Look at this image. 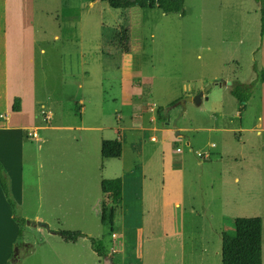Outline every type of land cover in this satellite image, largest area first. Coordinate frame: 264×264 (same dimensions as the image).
<instances>
[{
  "label": "rangeland",
  "instance_id": "374dc122",
  "mask_svg": "<svg viewBox=\"0 0 264 264\" xmlns=\"http://www.w3.org/2000/svg\"><path fill=\"white\" fill-rule=\"evenodd\" d=\"M27 1L0 0V41L6 28L10 49L18 41L19 12ZM32 10L35 125L45 128H38L40 141L27 145L32 152L25 153L24 188L34 189V201L18 209L26 224L9 258L13 264H221L222 234H233L234 219L254 217L262 221L264 264V134L246 132L239 138L238 132H227L240 120L231 117L240 103L228 90L233 84H250L256 74L258 3L184 0L183 15H164L137 6L116 10L102 0H32ZM127 81L133 84L131 105L143 116L144 127L159 116L189 128V147L186 138L174 141L172 134L174 143L163 145L157 133L135 129L125 103ZM14 84L13 79L10 88ZM202 90L207 98L199 104L184 101L186 94ZM3 103L0 99V111ZM213 115L222 130L193 131L213 125ZM118 136L126 166L139 153L164 147L165 153L172 150L181 157L183 172L172 187L161 186L163 178L153 176L155 188L146 185L138 169L126 173L130 183L124 180V202L114 227L118 239H112L100 223L101 192L93 179L109 174L98 161L91 164L100 158V141ZM26 137L24 131H0V138ZM136 139L146 151L131 150ZM195 150L210 156L198 157ZM59 182L66 183L59 194L65 200L49 199V186ZM33 215L50 231L86 237L66 242L28 225L24 217L31 223ZM89 238L104 257L91 250Z\"/></svg>",
  "mask_w": 264,
  "mask_h": 264
},
{
  "label": "crops",
  "instance_id": "0c3cea01",
  "mask_svg": "<svg viewBox=\"0 0 264 264\" xmlns=\"http://www.w3.org/2000/svg\"><path fill=\"white\" fill-rule=\"evenodd\" d=\"M25 6V5H24ZM27 6H30V9H27ZM6 9H4L3 13L5 14ZM32 0L27 1L26 8H22L19 12L20 19L18 20L17 27V38L18 41L13 45V49H10L11 44L9 43V31L4 28L3 29V43L0 41V49H3L2 56L5 58V68L3 69V83L4 90L1 93L0 99L4 101L2 104V109L0 111V131L3 132H18L24 131L27 132L26 141L29 140L30 143L25 145L24 140L15 139V138H0V164L4 169V173L7 179V183L10 189L11 196L15 201L18 209L23 205L26 201H34V189H26L24 183V168H25V153L32 152L30 147H33L34 140L40 141L39 136L37 135L38 128L45 127H37L35 125L36 112L34 109V95H35V87H34V41H33V27L31 25L32 21ZM1 34V33H0ZM11 51V52H10ZM42 52V51H41ZM14 58L11 60L10 57ZM256 59V67L258 70H264V34L261 37V46L260 50L256 52L254 56V60ZM258 60V61H257ZM15 64V68L13 64ZM14 70V71H13ZM5 71V72H4ZM253 73H255L253 71ZM13 75V76H12ZM256 78V74H254V79ZM15 80V84L10 88V82ZM129 82V81H127ZM239 82V81H238ZM251 83V82H250ZM232 84V83H231ZM128 89L126 92V104L130 106L129 108V119L131 124L139 130L143 132H152L157 133L161 140L160 144H166L178 140H182L186 138V146L189 147L190 139L187 138L186 133L192 131L189 128L182 127L179 124H171L169 121H161L159 120V116L157 118H149L148 122L151 124L149 127H144L143 116L138 115L135 110V107L131 105V101L133 95H130V92L133 91L132 83L129 82ZM226 85V84H225ZM240 85H243L240 83ZM249 85V84H248ZM141 87V86H140ZM219 97H220V106H219V115H223V104H224V91L221 86L218 88ZM229 91V90H228ZM202 96L200 98L199 103L207 98L206 91H201ZM197 93H189L186 94V97H192ZM230 94V92H229ZM231 95V94H230ZM232 96V95H231ZM182 98V96L180 97ZM189 102V101H187ZM229 102V99H228ZM198 103V104H199ZM139 107V106H138ZM165 107V106H164ZM221 110V111H220ZM51 115L52 113L49 112ZM128 113V114H129ZM214 114V112L212 113ZM53 116V115H52ZM131 117V118H130ZM232 118H239V123L236 127L228 129L227 132H238L241 138L244 133L249 132L260 135L264 134V81L260 83L253 95L249 98V100L244 104V108L237 107V111L232 113ZM213 125H207L205 127H197L193 129L196 132H216L222 129L216 127L217 120L216 118H212ZM59 128V127H52ZM87 130L99 129L87 127ZM100 130V129H99ZM31 132L36 134V138L31 136ZM30 134V135H29ZM174 134V138H170V136ZM150 140H156L154 136H150ZM106 140L100 141L101 142ZM110 141V140H108ZM113 141L120 142L119 139H115ZM32 143V144H31ZM29 145V146H27ZM211 148H215L214 144H211ZM137 149V150H136ZM146 151L144 144L141 143V140L136 139L133 143L131 150L139 152ZM191 151V149L189 148ZM198 157H203L204 159L209 158L210 155H202L198 150L194 151ZM123 146L121 145V155L117 159H106L102 158L100 153V158H94L92 160L91 166H94L97 163L101 166L102 171H107L109 175L104 177L103 174L99 176H94L93 179L96 181L97 186L103 180H112V179H120L121 180V203L124 202V180L126 179V173L132 174L136 169L143 176V181L147 180V186H153L155 188V183L157 180L152 178L153 176H160L162 179L161 186L172 187L174 184L178 185L179 177L182 176V161L181 157L177 156L174 151L169 150L165 153L164 147L154 148L151 153L148 155L140 154L139 157L131 159V163L126 166L124 164L123 157ZM134 153V152H133ZM34 157L30 158V165L34 167L33 162ZM117 162L118 166L116 165ZM104 165V166H103ZM107 166V167H106ZM103 167V168H102ZM86 169L84 172H86ZM109 171V172H108ZM101 172V173H104ZM119 172V173H118ZM85 174H83V177ZM127 180V179H126ZM237 181V179H235ZM60 184H53V186H49L48 197L49 199H58L59 194L64 192L65 182H59ZM130 183V179L127 180V184ZM182 187V185H179ZM96 189V188H95ZM84 192L85 188H84ZM101 192V189H100ZM101 194V193H100ZM65 200L66 197H60ZM100 199H97L99 202ZM100 209H101V201H100ZM34 216V215H33ZM28 220V225L30 224L31 219ZM32 220L35 223H40V218L38 216L32 217ZM45 224V223H44ZM47 226V225H46ZM35 229H41L38 227H34ZM45 229V228H44ZM48 234L50 235H58L57 232L61 231H50L47 226ZM18 232V227L13 221L12 210L9 204L6 202L1 189H0V264H6L9 260L10 256L13 253V247L16 241ZM112 239H118V236L114 233L111 237Z\"/></svg>",
  "mask_w": 264,
  "mask_h": 264
},
{
  "label": "trees",
  "instance_id": "16d2710c",
  "mask_svg": "<svg viewBox=\"0 0 264 264\" xmlns=\"http://www.w3.org/2000/svg\"><path fill=\"white\" fill-rule=\"evenodd\" d=\"M110 8L127 10L132 7L157 9L164 15L184 14V0H102ZM259 5L260 36L264 34V0H255ZM124 50H127L125 47ZM256 78L249 85L233 84L230 94L240 103L241 109L249 100L252 91L264 81V70H258L253 66ZM258 73V74H257ZM161 110L157 113L160 114ZM100 155L106 159H117L121 155V145L117 141H102ZM0 189L12 210L13 221L18 227L16 244L22 240L23 227L26 222L18 215V207L13 200L4 169L0 164ZM101 189L100 223L111 234L120 218L121 213V180H103ZM233 234L223 233L221 236V264H262V221L259 217L236 218L233 221ZM58 236L66 242H76L79 238L86 237L80 232H57ZM91 250L99 257L104 255L98 250L94 238H89ZM13 254V253H12ZM13 259V256H11ZM9 259L6 264H13Z\"/></svg>",
  "mask_w": 264,
  "mask_h": 264
},
{
  "label": "water",
  "instance_id": "95a60500",
  "mask_svg": "<svg viewBox=\"0 0 264 264\" xmlns=\"http://www.w3.org/2000/svg\"><path fill=\"white\" fill-rule=\"evenodd\" d=\"M229 85H230V83H229ZM201 96H202V92H199V93H197L196 95H194L192 97H186V98H184V101H189V102H192L194 104H198L199 101H200ZM29 225L31 227H38V228H45V229H47V226L44 223L31 222Z\"/></svg>",
  "mask_w": 264,
  "mask_h": 264
},
{
  "label": "built area",
  "instance_id": "2783aa9c",
  "mask_svg": "<svg viewBox=\"0 0 264 264\" xmlns=\"http://www.w3.org/2000/svg\"><path fill=\"white\" fill-rule=\"evenodd\" d=\"M31 136L36 138V134L34 132H31Z\"/></svg>",
  "mask_w": 264,
  "mask_h": 264
}]
</instances>
